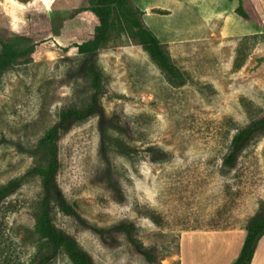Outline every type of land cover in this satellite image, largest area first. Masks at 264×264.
<instances>
[{"label":"rangeland","instance_id":"rangeland-1","mask_svg":"<svg viewBox=\"0 0 264 264\" xmlns=\"http://www.w3.org/2000/svg\"><path fill=\"white\" fill-rule=\"evenodd\" d=\"M128 1L180 79L150 58L116 6L106 40L79 54L96 35L98 19L84 10L95 0H0V51L33 49L0 74V188L19 184L0 204V264L46 251L40 142L62 110L90 102L88 64L101 73L100 111L57 139L55 184L76 215L55 198L50 206L53 225L93 264H177L181 233L236 229L264 208V130L223 165L234 134L264 117V0H199L203 14L180 6L172 17L167 0ZM50 264L72 263L60 253Z\"/></svg>","mask_w":264,"mask_h":264},{"label":"trees","instance_id":"trees-1","mask_svg":"<svg viewBox=\"0 0 264 264\" xmlns=\"http://www.w3.org/2000/svg\"><path fill=\"white\" fill-rule=\"evenodd\" d=\"M118 7L122 15L135 28L137 37L142 48L148 53L150 58L166 73L171 79H180L181 74L171 63L164 45L158 37L147 28L138 18L130 14L133 10L128 0H95V3L84 10H89L98 19V25L95 27L93 39L85 41L76 46L79 54H94L99 46L106 40L110 28V18L112 7ZM160 14H166L165 10H156ZM235 12L244 20H249L247 12L238 5ZM33 51L32 48L24 52L17 50L14 42H5L2 44L0 51V74L10 65L15 63L18 57L27 55ZM86 70L91 75V85L94 92L90 102L82 109L69 108L62 110L56 122L46 133L40 144L47 151L48 165L45 169H36L42 177L43 198L41 201V210L37 219V227L40 236L46 243V251L38 255L30 264H50L60 253H64L72 264H93L89 254L82 249L77 242L67 233L56 228L52 223L50 200L55 198L60 211L66 215H76L75 205L69 204L55 184V177L60 167L58 159L57 139L59 134L71 124L81 122L100 111L99 92L102 86L101 73L92 65L88 64ZM264 130V117L253 121L250 125L240 129L231 139L230 150L223 160L226 168H231L238 154L244 148L252 137ZM18 182H11L5 187L0 188V204L11 194L17 187ZM246 230V236L235 262L232 264H251V259L259 238L264 234V208L259 209L253 216L249 217L242 226ZM2 223H0V232ZM148 259L152 257L147 251L140 250ZM178 264V262H177Z\"/></svg>","mask_w":264,"mask_h":264},{"label":"crops","instance_id":"crops-1","mask_svg":"<svg viewBox=\"0 0 264 264\" xmlns=\"http://www.w3.org/2000/svg\"><path fill=\"white\" fill-rule=\"evenodd\" d=\"M211 5V1H207ZM169 16H174V9L188 6L193 14H203L199 0H167ZM189 5H193L190 7ZM174 33L187 34L186 31L175 30L182 28L174 24ZM246 236L243 227L236 229L189 231L180 234L178 239V264H232L237 259ZM264 246V234L259 238L251 264H264L261 249Z\"/></svg>","mask_w":264,"mask_h":264}]
</instances>
